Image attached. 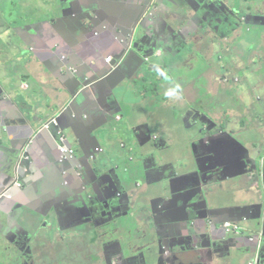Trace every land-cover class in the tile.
<instances>
[{"label": "crops", "instance_id": "crops-1", "mask_svg": "<svg viewBox=\"0 0 264 264\" xmlns=\"http://www.w3.org/2000/svg\"><path fill=\"white\" fill-rule=\"evenodd\" d=\"M207 1L215 7L214 17L230 15V8L235 14L246 10L247 23L242 26L252 40L264 27V0H231V6L219 0H15L12 17L5 20L8 26H1L7 0H0V125L5 129L0 132V192L14 173L21 181L10 197L0 198V264H94L97 253L105 254L102 264L253 261L254 238L248 242L232 235L231 239L217 223L234 224L246 218L247 226L248 219L259 214L258 208L250 209L247 184L238 177L247 174L244 169L253 156L264 153L262 145L251 148L256 139L264 138L260 123L264 114H255L254 108L251 116L234 111L244 103L251 107L255 97L257 101L264 95L253 85L259 82L258 65L253 63L262 64L264 56L252 50L239 66V56L246 50L238 31L228 51L225 43L212 46L199 31L191 35L187 31L180 41L169 44L167 39L174 26H181L182 16L197 12L200 23L203 14L212 18L205 13ZM148 9L158 13L156 20L159 14L166 18L158 20L159 33H142L136 43L137 35L135 52L126 50L122 39L130 33L133 19ZM89 10L96 14L94 26H81V21L88 24L92 18ZM123 52L126 56L118 60ZM143 54L149 56L146 61ZM156 56H161L162 66L168 59L185 63L184 71L160 72ZM108 57L119 62L110 76L70 100L68 92H74L78 82L63 87L57 81L63 63L80 68L79 81L94 80L108 68ZM161 76L159 85H151ZM242 81H249L251 90ZM192 104L211 113L231 111L244 153L230 166L228 158L222 161L225 152L221 151L216 157L221 168L205 167L198 175L206 177L201 189L198 176L186 172L182 159L191 157L195 164L191 145L186 152L178 145L186 139L180 106ZM260 104L256 105L264 108ZM51 117L53 124L38 129ZM60 143L76 152L63 156ZM24 144L27 157L17 166L14 155ZM107 145L124 155L122 163L114 164L105 153ZM102 146L103 154L96 152L90 160ZM113 169L124 188L114 171L111 174ZM104 189L106 198L99 195ZM207 205L218 210L208 215ZM18 233L26 235L29 247L19 249L14 243ZM216 241L227 246L215 249ZM118 250V255H110Z\"/></svg>", "mask_w": 264, "mask_h": 264}, {"label": "water", "instance_id": "water-1", "mask_svg": "<svg viewBox=\"0 0 264 264\" xmlns=\"http://www.w3.org/2000/svg\"><path fill=\"white\" fill-rule=\"evenodd\" d=\"M123 2H127V0H121ZM224 1V3L231 6V0H219ZM136 2V1H135ZM210 2L207 1V4H205V13L212 15L210 18L211 20H215L214 22H208L209 19L206 18L205 14L201 15L202 22H199L200 14L197 12L186 14L182 16L178 20V24H181V26H174L172 29V37H169L167 40H169V44L171 42H176L177 40L180 41L181 36H186L187 31L189 35H191L194 31H199L203 37H205L212 46L220 47V45H223L226 40H229L233 33L235 31H238V36L240 33V37H245V34L248 33L245 32L243 29L244 22L247 23V13L246 10L243 12H240L241 14H235V12L232 11L230 8V15H217L214 17V14H211L212 11H215V7H210ZM150 9V8H149ZM148 11L140 16L139 18L136 16L133 19V24L129 26L130 33L123 38V41H126V50H129L132 48V50L135 52L136 48V37L138 35L139 37L142 33L148 34V35H154L158 34L159 30L161 29V26H158V20L160 18L166 19L164 15L159 14L156 12L153 14L152 12ZM91 14V19H88V24H83L81 21V26H94L93 20L96 17L95 11L89 10ZM104 11V9H103ZM147 15V16H146ZM240 18H243L244 20L241 23ZM147 24V25H146ZM220 25V26H214V25ZM103 28H106L103 26ZM260 39L264 37V27L261 29V31L257 34L256 37ZM167 40L164 41V43H167ZM189 45V44H187ZM186 45V46H187ZM185 46V47H186ZM184 47V48H185ZM127 52H123L121 57L118 60H121L126 56ZM146 59L149 58V56H146L143 54ZM177 55H174L176 57ZM108 60V68L102 71V76H97L94 80L90 79H84L83 81H79L83 78L80 68L74 69L73 67L69 66L68 63H63V67L61 68L59 74L57 75L58 80L63 87H71L74 82L77 86L74 90V92H68L70 94L69 99L72 100L74 96L78 93H87L92 87L96 86L102 77L104 76H110V71L113 70L116 66H118V60L114 59L112 57L106 58ZM156 60L161 63V56H156ZM175 62L179 61H171V59H168L165 63H161V67L159 69L160 72L165 70L166 68L170 71H173L174 74H178L177 72H183L184 69L182 66H179L178 68H175L173 64ZM165 68V69H164ZM169 73V71H167ZM164 78L161 76L150 83H153L151 85L157 86L159 85ZM148 83V84H150ZM227 94L226 92H224ZM68 100V97H67ZM69 104H67L68 107ZM180 107L183 108V112L180 115L182 119V125L186 129V139L179 143L178 145L180 148H182V151H185V147L190 144L192 147V150L194 152V160L195 164H193V160L191 157H185L182 158L184 160L185 170L187 173L190 174V176H198L201 172L205 171V167L207 169H216L219 170L221 168V162L225 159H229V165L231 166L232 161H238L243 159V156L238 157L239 154H241V147L238 142V140L232 135H229L227 133H220V132H227L225 131V128L220 125L225 119L231 120L230 116L226 115V111H218L211 113L209 109H206L205 107L197 108L194 104L191 106H184L181 105ZM264 108L262 106H256L254 108L255 114L262 116V111ZM247 111L251 114L252 109L251 107L247 108ZM55 117H51L46 122H40L38 124V129L45 128L47 129L50 124H53V120ZM3 129V130H2ZM220 131V132H219ZM0 132L5 133V129L0 125ZM223 136L229 137V139L224 138ZM190 139H192V143H190ZM264 138H258L256 139L255 143L253 144L254 147H259V145H262V148H264V142L260 144L261 141H263ZM61 146H64V143H60ZM58 145L59 151L62 153L63 156L65 154L60 150V147ZM245 146V145H244ZM27 146L24 144L19 150L17 151L16 155H14V158L17 160V166L19 165V162L22 160H25L27 157L26 148ZM107 151L105 153L109 154V156L113 159L114 164L122 163L120 160L122 159L124 155H120V153L113 152L110 150L109 146L107 145ZM201 150L202 153L199 154L198 150ZM225 152V158H222V161H220V158H216L220 152ZM245 153L247 154L248 158L251 154L249 150L245 147ZM96 152H99L100 155L103 154L104 148H100V150H96L94 154L90 156V160H94L96 158ZM237 158H239L237 160ZM248 168L250 171H248ZM115 173V178L118 180V182L123 186V182L120 179L117 171L115 169L112 170L111 174ZM172 173L178 176V171L173 167L171 169ZM242 173V169H241ZM244 173H247L244 175H240L238 177V180L241 181L244 179V183L247 184L246 187V193H247V203L250 206V209L256 210L259 209V214L256 216V218H249L248 223L246 226V218L241 219L234 224H231L230 222H220L217 223V226L223 229L227 234L230 235V238L233 239H243L251 241L252 238H254V241L256 242V249L254 251V259L253 261L256 264H264V153H259L249 161V165L247 168L244 169ZM18 174H13V180L9 184V186L0 192V198L2 197H10L11 196V189L15 186H21V181L17 178ZM206 177H200L198 176V185L200 189L202 188V181ZM195 188L196 184L194 182L191 183ZM125 186H123L124 188ZM194 187H190L194 190ZM195 194L194 192H192ZM131 194V193H129ZM99 195L106 198L107 191L102 190L99 192ZM86 200L89 202L91 200V195L87 193ZM244 198V197H243ZM242 198V199H243ZM244 200V199H243ZM178 209V208H176ZM218 210L216 207H213L212 205H207L205 208V212L211 213ZM54 213L56 210H53ZM53 211H51V215L53 216ZM252 213H254L252 211ZM210 221V220H209ZM62 227V224H61ZM103 235H101L102 237ZM215 249H221L223 247H226L227 244H223L222 241H216ZM14 243L18 245L19 249H25L28 245L29 247V240L26 238V235L23 233H18L14 237ZM96 243V241H95ZM107 244H105L104 249H106ZM214 249V250H215ZM121 250V249H120ZM113 252L111 251V254L118 255L119 251ZM107 251V250H105ZM107 255V254H106ZM109 256V255H108ZM20 257V253H19ZM94 264H102L105 262V254L97 253L93 256ZM177 264H181L179 261H177Z\"/></svg>", "mask_w": 264, "mask_h": 264}, {"label": "rangeland", "instance_id": "rangeland-1", "mask_svg": "<svg viewBox=\"0 0 264 264\" xmlns=\"http://www.w3.org/2000/svg\"><path fill=\"white\" fill-rule=\"evenodd\" d=\"M15 2V0H7V14L4 16V17H2L1 18V20H2V24L3 25H1V26H8V24H9V22L8 21H5L7 18H11L12 17V10H13V12H14V9H13V3ZM5 21V22H4ZM250 28H252V29H254L255 27H250ZM2 33H3V31H2ZM242 33H240V35H241ZM239 35V36H240ZM263 39H264V37L263 38H261V39H259L258 37H254V40H252L247 34H245V37H240V44L241 45H243V46H245V48H244V50H246V51H244L245 53L244 54H242L241 56H239V61H240V65L239 66H241V65H243V63L241 62L242 60H243V58H245V57H247V56H249V58L251 57V55H252V52H250V51H252V50H254L255 51V54L256 55H259V56H264V41H263ZM250 41V42H249ZM252 41H254L253 43H251ZM247 42H248V44H247ZM234 44H235V41L232 39V38H230L229 40H226L225 41V46L228 48L226 51H228V50H230V49H232L233 47H234ZM226 51H224V52H226ZM242 57V59L240 60V58ZM262 62V61H261ZM260 62V63H261ZM258 61H256V62H254L253 64V66H255V67H257V65H258V67L255 69V72H256V74H257V78L256 79H259L258 81L259 82H255L253 85H256L257 84V86H258V88H260V90L259 91H256V92H262V93H264V77H263V79H261L260 80V78H259V76H261V75H264V62L262 63V64H260ZM185 63H181V62H175L174 64H173V66L175 67V68H178L179 66H182V65H184ZM253 72V67H251V73ZM238 81H240L239 79H238ZM243 82V81H242ZM240 84H244V86H248V84H250V82L248 81H246V82H243V83H240ZM249 88V87H248ZM250 89V88H249ZM251 90V89H250ZM248 93H249V91H248ZM235 98V97H234ZM261 99H259V100H257L256 101V97L254 98L255 99V101L254 100H252V102H254L255 104H252L251 103V109H253V108H256V104H259V102L261 103L260 105H264L263 103H264V95L263 96H261L260 97ZM233 103V102H232ZM232 103L231 104H228L226 107H225V109L227 108V107H229V106H232ZM231 111H226V115H228V116H231V113H230ZM234 113L235 114H240V115H243V116H251L250 115V113L247 111V105L244 103V106L242 107V108H237L235 111H234ZM262 113L264 114V110L262 111ZM262 114V115H263ZM256 120H259V118H256ZM245 121H246V119H245ZM260 123H264V121H260ZM252 125H253V123H251ZM220 125H222L224 128H225V131H227V132H220V133H227V134H229V135H231L232 136V132H234V133H237V132H239V130H240V128L239 129H237V125H235V123L233 122V120H228V119H225V121H223ZM255 125V124H254ZM261 128H264L263 127V125H262V127ZM261 132H263L264 133V129H262L261 130ZM252 149H254L255 147L254 146H252L251 147ZM239 158H237V160H238Z\"/></svg>", "mask_w": 264, "mask_h": 264}, {"label": "flooded vegetation", "instance_id": "flooded-vegetation-1", "mask_svg": "<svg viewBox=\"0 0 264 264\" xmlns=\"http://www.w3.org/2000/svg\"><path fill=\"white\" fill-rule=\"evenodd\" d=\"M197 8H200L199 6H196ZM172 11H174V10H172ZM180 14H182V12H180V13H175L174 15H176V16H179ZM210 20V19H209ZM208 20V22H210ZM214 26H220L219 24L218 25H214ZM245 47V46H244ZM246 88L248 87V86H245ZM233 101V100H232ZM264 104V103H263ZM239 133L240 132H237V133H234V132H232L231 134L238 140L239 139ZM246 134H248L247 132H246ZM224 138H226V139H229V137H227V136H223ZM122 147H125V146H122ZM186 148V147H185ZM73 149H74V152L73 153H75L76 152V150H75V148L73 147ZM96 150H100V148H97ZM198 153H201V150L199 149L198 150ZM241 154H244V153H241ZM245 157H246V153H245ZM232 175H234V173H232Z\"/></svg>", "mask_w": 264, "mask_h": 264}, {"label": "built area", "instance_id": "built-area-1", "mask_svg": "<svg viewBox=\"0 0 264 264\" xmlns=\"http://www.w3.org/2000/svg\"><path fill=\"white\" fill-rule=\"evenodd\" d=\"M54 122V120H53ZM60 150L66 155L67 153H72L73 150L69 147H66L65 145L64 146H61L60 147ZM249 264H256L254 261H251Z\"/></svg>", "mask_w": 264, "mask_h": 264}]
</instances>
